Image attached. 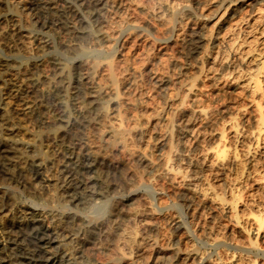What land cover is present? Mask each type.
<instances>
[{
  "label": "bare ground",
  "instance_id": "6f19581e",
  "mask_svg": "<svg viewBox=\"0 0 264 264\" xmlns=\"http://www.w3.org/2000/svg\"><path fill=\"white\" fill-rule=\"evenodd\" d=\"M51 10L62 35L45 37L28 84L0 57V264H264V0H49ZM141 36L162 55L173 43L187 63L173 59L174 72L159 59L148 69L154 55L117 59ZM44 61L51 77L32 75ZM54 148L64 171L44 197L35 180L48 181ZM164 191L184 212L164 217L174 247L158 242ZM49 220L68 253L45 251ZM196 236L219 248L235 240V251L209 261Z\"/></svg>",
  "mask_w": 264,
  "mask_h": 264
},
{
  "label": "rangeland",
  "instance_id": "374dc122",
  "mask_svg": "<svg viewBox=\"0 0 264 264\" xmlns=\"http://www.w3.org/2000/svg\"><path fill=\"white\" fill-rule=\"evenodd\" d=\"M48 1L49 0H0V16L4 15V17L0 20V57L1 58L10 57L12 58V62H14V64L16 65L20 64V67H21L20 69L22 72V74L20 75V80L26 84L29 83L30 75L24 73L23 71L27 69L28 64L31 63L33 60L36 61L37 59H39L37 57L38 55H35V53L41 50V47L43 45L42 42L46 41L47 39L48 41L50 40L51 43L56 44V36L62 35L61 30H59V23L56 20L57 19L56 16L52 14V10L48 11V13L46 14L44 13V7L46 3H48ZM32 3H35V6L32 7ZM256 7H260V6H256ZM7 14H11V16H7ZM149 40H150V37H146V36L134 37L130 39V41L125 44L124 46L125 49H122L121 57L118 56L117 59L121 61H128L130 63L140 64L141 62H143L144 58L148 54L154 55L155 60L148 61V63L145 62V64H147L148 69L157 68L156 67L158 63L157 59H159L163 63L164 70H172L174 72L177 71V67L172 65L173 59H176L177 61L181 63H187L186 60L182 56L174 52L175 46L173 43L171 44V46L168 47L166 53H164L165 55H162L164 51H162L161 48H155L154 50H150ZM130 45L132 46L130 47ZM9 50H14L15 54L14 55L9 54ZM60 57L62 56L60 55ZM65 58H68V57L63 56L62 60H63V63L66 64L67 66H71L74 63L72 59L69 60L70 59L69 58L68 60H66ZM188 62H191V64L194 63V61L192 60H188ZM42 64L43 66L41 65L42 66L41 69L37 68L32 71V75L39 76V77L49 75V77H51L50 64L47 61H44ZM37 87L38 88L45 87V84L39 85V86L37 85ZM145 90H146V95L149 98V103L151 104L152 107L160 104L161 99L158 95H156L153 92L150 81H148V83L146 84ZM263 94H264V91H263ZM242 97H243L242 94H234L230 101L231 103H238L240 100H242ZM29 100L30 98H25V101H29ZM219 103H222V102H219ZM8 104L10 106L17 105L16 102L13 100H8ZM54 112H55L54 107L50 105L48 108V114L52 116V114H55ZM21 125L22 127L24 128L27 127L28 129H33V128L37 129L38 127V125H35V124L31 125L30 123L28 122L24 123L23 121L21 122ZM41 127L43 126H40V129ZM15 134L20 139L29 138L28 136L29 134L26 132L25 129L17 130ZM43 143L44 145L48 144V146L51 144L49 143V141H47V139L44 140ZM140 146L142 149L147 148L149 146V141H145V143L142 142ZM50 155H51L50 156L51 158L52 157L54 158V159L52 158L53 161H52V164H50L51 167L50 165H47L49 166L48 167L49 170L43 169L41 170V172H42L43 179L44 177L45 178L47 177L46 180L48 181L52 180V181L44 182L43 180H40V179L35 180L32 177L35 180V183H37V185L42 189L44 197L45 196L49 197V195L51 196L53 194H57V181L59 183V180L61 179L63 171H64L62 167L64 163L63 161H65V157H64L65 152L59 148H54ZM29 176L31 177L32 174H30ZM165 191L163 192L165 194H161L160 198L157 197V199L159 198L158 202L160 201L162 202V204L164 202L165 204L170 205L168 208L164 210V212L161 213L162 215L160 214L161 219H162V224H161L162 228L160 231L161 235L158 238V242L161 245H168V247H174V246H171L174 243L173 241H176L175 239L176 237L173 234L174 225L171 223V221L169 220L166 221L164 217L166 218H168V216L177 217L180 215L184 218V212L183 210L179 208L173 209L171 207L170 196H168L169 195L168 192H165ZM13 192L15 196H18V194L20 195V193H18V191H16L15 189L13 190ZM142 192L146 193L145 191H142ZM18 198L21 201L22 200L25 201L23 198H21V195L18 196ZM26 204L28 206H31V203L27 202ZM45 226L49 229V232L51 233V236L53 239L52 243L50 244V247L45 248V251H47L48 254H53L54 252L68 253L70 250V247L68 245L66 246V243L68 242L67 237H65L66 233L60 230L55 225V223L51 220L45 222ZM194 239H195L194 247L204 255L205 259H208L209 261H214V259L216 260L220 258L221 263L226 262L231 252L235 251L234 250L236 246L235 240L233 241V243L232 241H228L230 244L227 242L228 245L221 246L219 248V246L218 247L208 246L205 242L201 241L197 236L194 237ZM224 249L226 251L228 250L227 253ZM218 252L219 254L220 253L221 254L219 255ZM147 253L149 255L151 252L148 250L146 251V254ZM151 254L149 256L145 255L146 257H149V258H146L144 256L145 257L144 259L152 260L154 258V255L153 254L151 255ZM221 255L222 257H220ZM225 255L227 256V258ZM251 255L252 257H254V254H251ZM259 259L260 258L258 257V260ZM78 261H80L81 263L82 261H84V259L82 260V258H80V260ZM84 262H85L84 264H87L86 261Z\"/></svg>",
  "mask_w": 264,
  "mask_h": 264
}]
</instances>
